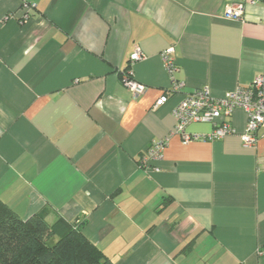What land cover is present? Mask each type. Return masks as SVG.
<instances>
[{
    "label": "crops",
    "instance_id": "1",
    "mask_svg": "<svg viewBox=\"0 0 264 264\" xmlns=\"http://www.w3.org/2000/svg\"><path fill=\"white\" fill-rule=\"evenodd\" d=\"M236 2L0 0V198L24 218L79 223L114 264H264V129L246 148L236 108L223 139L174 132L188 93L220 98L264 71V3L226 18ZM127 70L147 87L138 97ZM160 140L148 169L142 154Z\"/></svg>",
    "mask_w": 264,
    "mask_h": 264
},
{
    "label": "built area",
    "instance_id": "2",
    "mask_svg": "<svg viewBox=\"0 0 264 264\" xmlns=\"http://www.w3.org/2000/svg\"><path fill=\"white\" fill-rule=\"evenodd\" d=\"M244 2L228 5L225 10V17L233 20H240L244 12ZM255 4L257 0H249ZM24 20L30 17L31 4H24ZM174 48L171 47L162 53L165 66L171 75L177 71L173 57ZM143 58L139 49L131 55V61L135 62ZM124 82L134 97H138L146 91V86L132 77V72L124 75ZM172 89L180 91L183 88L182 82H177L172 77ZM167 95L162 96L156 103V107L167 101ZM236 108H242L247 115L245 132L241 140L246 148H254L258 142V131L264 129V71L256 76L254 81L246 86L238 87L227 92L223 97L215 98L208 87L201 88L188 93L181 102L174 108L173 116L176 119L174 132L181 136L184 143L194 140H219L236 133L230 118ZM196 122H209L213 124V130L207 134L190 133L188 126ZM167 140L154 141L142 156V165L150 169L152 162L162 158V152ZM157 169V168H156ZM158 170V169H157Z\"/></svg>",
    "mask_w": 264,
    "mask_h": 264
},
{
    "label": "trees",
    "instance_id": "3",
    "mask_svg": "<svg viewBox=\"0 0 264 264\" xmlns=\"http://www.w3.org/2000/svg\"><path fill=\"white\" fill-rule=\"evenodd\" d=\"M0 264L114 263L79 223L60 219L50 225L41 213L24 218L0 198Z\"/></svg>",
    "mask_w": 264,
    "mask_h": 264
}]
</instances>
